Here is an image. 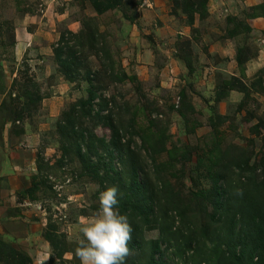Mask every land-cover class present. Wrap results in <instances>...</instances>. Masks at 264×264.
Wrapping results in <instances>:
<instances>
[{
    "label": "rangeland",
    "instance_id": "rangeland-1",
    "mask_svg": "<svg viewBox=\"0 0 264 264\" xmlns=\"http://www.w3.org/2000/svg\"><path fill=\"white\" fill-rule=\"evenodd\" d=\"M82 1L0 0V238L10 242L2 234L11 231L14 240L10 244L28 255L33 264H80L74 252L80 238V221L96 215L95 207L102 190L99 181L83 167L87 161L79 162L75 143L78 138L69 137L60 142L54 131L62 110L85 98L89 85L81 79L67 81L53 55L61 32L78 31L75 20L82 22V18L90 17L86 13L92 7ZM129 1L133 2L136 13L133 23L121 15L119 8L95 20L112 59L135 79L111 83L107 71L101 70L94 56L82 57L79 61V78L85 69L100 70L104 77L100 75L94 82L106 86L105 96L114 97L113 123L118 125L124 121L125 124L134 117L135 126L146 129L150 119L156 118L162 126H167L164 151L155 160L164 163L169 159L168 150L177 149L178 160L160 175L169 178L185 202L192 187L208 189L211 185L205 177L206 167L199 171L195 168L198 158L212 157L216 149L230 145L250 154L249 165L259 164L264 157V92L257 86L251 88L260 77L264 86V16L247 17L264 0H209L206 16L196 19L190 30L184 29V14L174 12L171 0ZM229 17L244 20L249 31L227 37L226 28L233 24L227 23ZM15 36L23 41L22 47L21 43L14 42ZM24 37L30 41L26 46ZM182 41L190 42V53L182 51L188 52L192 71L179 50ZM238 45L247 47L251 56L244 64L243 73L235 59ZM231 76L246 85L248 98L243 100L241 92L231 90L216 100L217 85ZM26 89L31 97L41 95L40 102L28 101L24 96ZM181 91L195 108L185 119L173 110L168 111ZM210 120L216 122L215 127L210 125ZM259 120L263 123L253 133L251 127ZM78 128L97 137L104 136L105 141L111 133L104 125L93 126L88 121L80 123ZM146 132L159 141L160 131L155 127ZM132 140L131 148L140 160L142 173L149 186L156 188L152 164L146 152L138 147L141 139L135 135ZM62 144H71L63 159ZM80 152L87 154V147L83 145ZM98 153L103 154L101 147ZM182 154L185 158L179 156ZM37 161L48 168L37 169ZM203 161L208 162L206 157ZM255 174L264 181L259 169ZM3 183L6 186L1 187ZM32 184L38 188L30 194L26 190ZM230 184L240 187L235 176ZM157 216L170 219L177 226L176 218L165 215L163 207L157 210ZM198 219L206 218L198 214ZM49 225L54 226L52 233L64 241L65 251L60 258L44 238ZM157 234V230L145 231L144 239L149 241ZM197 239L200 252L184 246L182 250L177 249L181 251V256L175 259L177 264L215 263L210 241H202L200 236ZM173 248L166 255L172 256ZM129 256L135 260L139 255L131 252Z\"/></svg>",
    "mask_w": 264,
    "mask_h": 264
},
{
    "label": "trees",
    "instance_id": "trees-1",
    "mask_svg": "<svg viewBox=\"0 0 264 264\" xmlns=\"http://www.w3.org/2000/svg\"><path fill=\"white\" fill-rule=\"evenodd\" d=\"M208 1L171 0L174 12L184 14L190 24L193 23L195 14L199 19L206 16ZM82 2H89L98 14L119 8L121 15L132 23L136 15L133 2L130 3L129 0H83ZM262 15L264 16V3L254 6L247 17ZM243 21L236 20V17L227 18V23L233 24L231 28H226V36L233 38L242 30L249 31V27L243 24ZM102 34L96 28L92 17L82 18L80 30L77 33L69 30L61 32L57 45L53 48L59 71L67 81L75 82L81 79L89 83L86 97L77 99L67 109L62 110L54 131L60 142L69 140V137L78 138L75 143L78 147L79 162L87 161V164H82L83 167L89 176L99 181L102 190L107 186H115L119 189V211L127 215L133 229L128 242L129 253L124 259V264H177L175 259L177 255L181 256V251L177 249L182 250L184 246L186 249L192 248L190 250L200 252L198 236L202 241L205 239L210 241L212 245L210 253L215 254L214 264H264V181H260L255 174L259 169L264 175V157L259 164L249 165L250 154L247 151L243 153L240 149L236 150L230 145L227 148L216 149L212 157L204 155L208 160L206 163L203 161L204 157L198 158L195 168L199 171L206 167L205 177L211 185L208 189L200 186L192 187L189 191L190 196L184 202L180 197L181 193L175 190L169 178L160 175L167 169L169 171L173 162L178 160L177 149L168 150V161L157 163L155 160V157L164 151L163 139L166 138L164 133L167 126H162L161 121L156 118L150 119L146 129L136 127L134 117L125 124L124 121L118 125L116 122L113 123L116 115V104L112 102L114 97L105 96L103 91H106V86L94 82L100 75L103 76L100 70L85 69V74L79 78V61L83 59L82 57L94 56L98 59L101 70L107 71L108 81L111 83L122 84L126 80L135 79L134 76L129 77L122 71L112 59L107 45L102 41L104 38ZM13 40L15 42V38ZM97 42L99 45L97 44L96 47ZM179 47L189 70L192 71L188 55L191 49L190 42L182 41ZM250 57L247 47L239 45L236 47L235 59L242 73L244 64ZM256 86L264 92L261 77L251 84L252 89ZM136 88L139 90L140 86L137 84ZM231 90L241 92L243 100L249 96L246 85L238 77L231 76L217 85L216 100L225 97ZM24 94L32 104L42 99L38 94L31 97L32 94L28 89ZM178 96L177 102L168 106V111L173 110L185 119L186 115L195 112V108L183 91ZM85 121L93 126L104 125L109 128L111 133L108 141H105L104 136L97 137L95 134H88L86 129H79L78 125ZM215 123L210 120L212 127L216 126ZM261 123L263 122L259 120L251 127V131L257 133ZM151 127L160 131L159 141L146 132ZM135 135L141 139L138 147L146 152L152 164L153 177L158 183L156 188L149 186L142 173L140 160L131 148ZM83 145L88 149L87 154L80 152ZM70 147L71 144L61 145V159L69 152ZM98 147H101L103 154L98 153ZM209 151L212 153L211 150ZM179 156L185 158L184 154ZM46 168H48L46 165H40L37 161V169ZM232 176H235L239 182V188L230 184ZM37 188V185L32 184L26 191L32 194ZM162 207L165 215L172 214L176 218V227L172 221L169 222L170 219H158L157 210ZM198 214H202L206 219H198ZM52 226L49 225L43 235L55 256L60 258L65 251V244L61 238L52 233L54 228ZM151 230H157V237L145 241L144 232ZM10 242L0 238V264H33L28 255L15 248ZM192 243H194L193 247H191ZM172 247H174L172 256L166 255L165 252ZM131 252H137L139 256L132 260L129 256Z\"/></svg>",
    "mask_w": 264,
    "mask_h": 264
},
{
    "label": "clouds",
    "instance_id": "clouds-1",
    "mask_svg": "<svg viewBox=\"0 0 264 264\" xmlns=\"http://www.w3.org/2000/svg\"><path fill=\"white\" fill-rule=\"evenodd\" d=\"M118 204L115 186L99 191L96 215L80 221V238L74 249L80 264H124L133 229Z\"/></svg>",
    "mask_w": 264,
    "mask_h": 264
},
{
    "label": "crops",
    "instance_id": "crops-1",
    "mask_svg": "<svg viewBox=\"0 0 264 264\" xmlns=\"http://www.w3.org/2000/svg\"><path fill=\"white\" fill-rule=\"evenodd\" d=\"M86 2H84V4H85ZM89 5H90V3L89 2H87ZM86 3V4H87ZM92 7V6H91ZM115 9H117V8H115ZM112 10H114V9H112ZM108 11H110V10H108ZM107 13V11L106 12H104V13H102V14H98V13H96V11H95V9L92 7V10H90L88 13H86L87 15H89L90 17H92V20L94 21V24H95V26H96V28L98 29V31H100V26L97 24V22H96V20L95 19H97V20H99L98 19V17H100V16H103L104 14H106ZM96 16H97V18H96ZM196 19H199V17H198V15L197 14H195L194 15V20H193V23L192 24H190L189 23V21L188 20H186L185 19V15H184V19L182 20L183 21V27H184V29H186L187 27L189 28V30L191 29V27H193L194 26V22H195V20ZM74 27L75 28H78V31L80 30V26H81V23H80V20L79 19H76L75 20V22H74ZM72 31V30H71ZM78 31H76V29H75V31H72V32H74V33H76V32H78ZM18 32H20V30H18ZM28 32V31H27ZM30 33V32H29ZM29 33H27V34H29ZM18 34V33H17ZM16 34V35H17ZM21 34H22V31H21ZM32 34V33H31ZM33 36V35H32ZM18 38L19 37H17V36H15V41L17 42V43H21L22 45H21V47L24 45V43H23V41L22 40H18ZM21 38V37H20ZM28 37H24L23 39H25V46H26V43H27V41H29V38L27 39ZM22 41V42H21ZM30 42V41H29ZM19 45V44H18ZM249 61V60H248ZM247 61V62H248ZM246 62V63H247ZM4 186H6L5 185V183H3L2 185H1V187H4ZM2 237L4 238H7V240H14V238H13V235H11V231H8V232H5L4 234H2ZM13 243V242H12Z\"/></svg>",
    "mask_w": 264,
    "mask_h": 264
}]
</instances>
